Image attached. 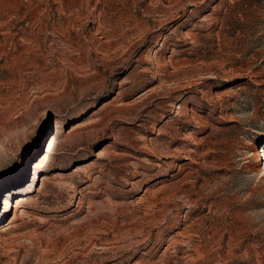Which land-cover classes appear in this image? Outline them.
<instances>
[{
  "label": "rangeland",
  "instance_id": "1",
  "mask_svg": "<svg viewBox=\"0 0 264 264\" xmlns=\"http://www.w3.org/2000/svg\"><path fill=\"white\" fill-rule=\"evenodd\" d=\"M0 264H264V0H0Z\"/></svg>",
  "mask_w": 264,
  "mask_h": 264
},
{
  "label": "bare ground",
  "instance_id": "2",
  "mask_svg": "<svg viewBox=\"0 0 264 264\" xmlns=\"http://www.w3.org/2000/svg\"><path fill=\"white\" fill-rule=\"evenodd\" d=\"M255 150H256V157L261 158V153L259 152L258 148H257V145L254 146Z\"/></svg>",
  "mask_w": 264,
  "mask_h": 264
}]
</instances>
